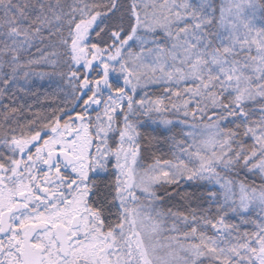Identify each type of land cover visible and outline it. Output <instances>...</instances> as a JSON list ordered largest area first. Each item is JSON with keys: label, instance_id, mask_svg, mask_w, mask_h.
I'll return each mask as SVG.
<instances>
[{"label": "snow or ice", "instance_id": "snow-or-ice-1", "mask_svg": "<svg viewBox=\"0 0 264 264\" xmlns=\"http://www.w3.org/2000/svg\"><path fill=\"white\" fill-rule=\"evenodd\" d=\"M0 264H264V0H0Z\"/></svg>", "mask_w": 264, "mask_h": 264}]
</instances>
